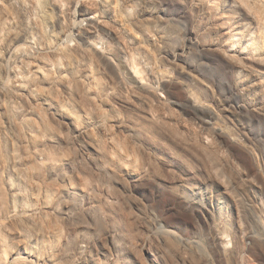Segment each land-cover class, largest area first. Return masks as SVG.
<instances>
[{
  "label": "rangeland",
  "instance_id": "rangeland-1",
  "mask_svg": "<svg viewBox=\"0 0 264 264\" xmlns=\"http://www.w3.org/2000/svg\"><path fill=\"white\" fill-rule=\"evenodd\" d=\"M238 87L264 114V0H0V264H264Z\"/></svg>",
  "mask_w": 264,
  "mask_h": 264
},
{
  "label": "bare ground",
  "instance_id": "bare-ground-1",
  "mask_svg": "<svg viewBox=\"0 0 264 264\" xmlns=\"http://www.w3.org/2000/svg\"><path fill=\"white\" fill-rule=\"evenodd\" d=\"M194 44V42H188V46H190V48L192 47V45ZM186 49L184 48V50L182 51H178L174 54V59L176 61H178L179 59H182L186 56ZM254 87V86H253ZM246 88L243 87H238L236 89L235 92H232V95L229 96V99H224L225 101L221 102L220 105L222 106V108L235 120L238 121V119L247 117V116H253V118H260L262 114L259 110H257L256 108H254V104H251L250 102H248L244 97H243V92L246 91ZM254 89V88H253ZM250 90V89H249ZM248 91V88H247ZM246 91V92H247ZM253 91V90H252ZM250 92V91H249ZM251 93V92H250ZM250 117V118H251ZM252 118V119H253ZM248 119V118H247ZM255 120V119H254ZM259 120V119H258ZM170 170V169H169ZM171 172V171H170ZM173 172V171H172ZM185 174V173H184ZM184 178V177H183ZM173 179V178H172ZM192 181L193 178L191 177ZM168 180V177H167ZM166 180V181H167ZM175 180V179H174ZM182 180V179H181ZM170 180L167 181V183H169ZM191 181V180H190ZM183 182V181H182ZM176 183V182H175ZM181 183V182H180ZM201 184V183H199ZM172 185V183H171ZM197 186V185H196ZM205 186V185H204ZM209 186V185H208ZM189 190H192L194 196H196L197 198H200V202L203 204H206L214 214H216L215 212L220 211L222 209L221 205L218 203V201L213 200V198H207L205 195V192L203 190V187H195L194 184H191L187 187ZM197 189V190H196ZM179 191V190H178ZM183 192V191H182ZM185 192V191H184ZM184 196V195H183ZM193 196V197H194ZM197 200V199H196ZM217 216V215H216ZM258 221H256L257 223ZM161 228H163V226H161ZM257 228V227H256ZM262 229V228H261ZM264 230V229H263ZM262 230V233H263ZM163 232H165V230H163ZM171 240V239H170ZM175 240L177 242V244L180 246H183V248H185L187 246V242H185L184 240L180 239V238H176ZM174 242V241H173ZM149 246V245H148ZM180 250V249H179ZM141 250H139L140 253ZM136 252V251H134ZM136 254V253H135ZM142 254V253H141ZM145 254V253H144ZM184 254V253H181ZM179 251L175 252L174 254V259L177 264H182L183 263V255H181ZM151 255V254H150ZM153 255V257L151 258V256ZM152 255L150 256L149 260V264H160L158 261H160V259L158 257H156V255H154L152 253ZM136 261H132V263H126V264H144L143 262V257L142 256H136ZM146 257V256H145ZM129 258V257H128ZM185 258V257H184ZM131 259V258H130ZM146 260V259H145ZM187 262V260H184ZM173 262V263H174ZM147 263V262H146ZM145 263V264H146ZM188 264V263H187Z\"/></svg>",
  "mask_w": 264,
  "mask_h": 264
}]
</instances>
